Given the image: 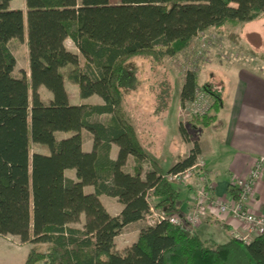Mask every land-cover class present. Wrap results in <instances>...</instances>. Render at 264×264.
<instances>
[{
  "label": "trees",
  "instance_id": "trees-1",
  "mask_svg": "<svg viewBox=\"0 0 264 264\" xmlns=\"http://www.w3.org/2000/svg\"><path fill=\"white\" fill-rule=\"evenodd\" d=\"M9 1L0 0V234L31 245L23 264H264V234L217 243L161 220L143 225L121 252L114 241L150 212V198L166 215L180 214L165 175L190 167L199 153L194 143L166 172L148 158L121 108L123 90L137 85L126 60L173 56L210 27L260 17L264 0H24L25 11L10 9ZM66 37L78 54L65 48ZM24 38L28 74L14 76L10 43ZM64 81L78 85L81 98L97 95L102 103L70 104ZM40 86L51 98L40 96ZM197 87L195 71L187 70L180 107ZM200 88L217 109V92ZM168 95L169 89L163 102ZM195 120L207 126L213 116ZM83 131L92 135L90 151L82 149ZM179 132L187 138L182 123ZM112 143L116 159L109 156ZM101 194L117 199L118 215L108 213Z\"/></svg>",
  "mask_w": 264,
  "mask_h": 264
},
{
  "label": "crops",
  "instance_id": "crops-1",
  "mask_svg": "<svg viewBox=\"0 0 264 264\" xmlns=\"http://www.w3.org/2000/svg\"><path fill=\"white\" fill-rule=\"evenodd\" d=\"M8 6L10 9L25 11L24 0H10ZM260 17L252 21L238 23L237 34L239 35L240 33L241 35L244 26L251 25ZM220 27L225 30V33L228 32L231 35L232 30L228 29L227 24ZM255 38H257V35L248 34L244 43L250 45ZM225 39L229 42V53L221 54V52H224V47L222 45L219 49L217 46L216 60L203 64L196 73L198 87L203 84H209L220 97L218 108L215 110L211 109L208 113V115L213 116V120L209 125L204 126L198 123L186 122L187 124L184 123L185 125L183 126L187 131V138L180 134V91L184 76L181 78L179 85L174 83L176 91H174L172 108L163 114L168 135L166 143L161 142L163 143L161 144L156 141V133L153 126H151L150 122L141 120L138 111V119L134 122L126 118L133 126L135 134L148 158L155 162L163 172H166L178 159H183L187 156L193 144L197 143L199 149L198 157L204 161L202 170L212 184L213 195L222 199L228 196L229 183L236 177L245 176L256 158L264 156V50L254 53H233L231 49H233L236 42H230L227 36ZM63 44L68 51L78 54L76 45L69 37L63 40ZM10 50L16 61L11 71L12 75L19 76L21 71L28 74L26 39L12 41ZM19 50H21L25 59L22 66L19 65L17 60V52ZM64 88L70 104L102 103V99L97 95L81 98L78 85L76 84L64 81ZM38 92L43 99L51 98V93L44 86H40ZM43 92L46 93V97L42 95ZM150 106L151 102L149 101V108L144 111V116L151 113ZM135 108L136 110L144 109L141 101L137 102ZM82 136V149L90 151L93 144L92 135L87 131H83ZM42 153H47L46 149ZM117 153L118 146L112 143L109 152L110 158L116 159ZM127 165L130 167L133 165L132 157L128 158ZM67 171L71 172L73 177L67 176ZM65 175L76 180L73 169L66 170ZM194 179L191 178L180 184H172L178 192L177 206L180 213L178 214L179 216L184 217L192 212L193 205L190 197ZM84 190L92 192L93 187L85 186ZM99 198L110 215L115 216L120 213L122 207L115 197L101 194ZM247 205L254 214L264 216V166L261 177L256 183ZM110 206H113L112 210ZM143 225H145L144 218L126 225L122 230L127 227H136L134 242L139 229ZM191 230L196 232L203 240L225 243L229 238L238 237L245 233L246 225L229 214L220 213L215 209H206V213L201 216L200 221ZM2 236L5 235L0 234V240ZM2 246L0 243V259H3L4 256L6 258L12 257ZM27 254L28 250L25 253L22 252L23 257L21 259H24V257L26 259ZM21 259L18 261L19 264H23L25 261V259Z\"/></svg>",
  "mask_w": 264,
  "mask_h": 264
},
{
  "label": "rangeland",
  "instance_id": "rangeland-1",
  "mask_svg": "<svg viewBox=\"0 0 264 264\" xmlns=\"http://www.w3.org/2000/svg\"><path fill=\"white\" fill-rule=\"evenodd\" d=\"M225 24H227L229 30H232V36L228 32L225 33V30H222L221 27H213L200 32L188 46L173 56H166L164 58H159V60L152 55L145 54L128 58L125 66L129 72L137 77V85L132 90H123L124 98L121 108L125 114V118L133 120L134 122L138 119L137 113L139 112L141 120L150 122L151 126H153L154 132L156 133V141L166 143L168 135L163 114L172 108L175 95L174 91H176L174 83L179 85L181 78L185 75L187 70L192 69L197 73L203 64L215 61L218 53L217 46L220 49L223 45L224 52H221V54L226 52L229 53V42L225 39L226 36L229 38L230 42H236L233 49H231L233 53H254L264 50V14L251 25L244 26L241 35L240 33L239 35L237 34L238 23L226 22ZM248 34L257 35V38H255L250 45L244 43ZM17 60L19 65L22 66L24 64L25 59L21 50L17 52ZM168 89L169 95L163 102L162 99L165 97L166 90ZM42 95L46 97L45 92H43ZM139 101H141L144 107V109H140L141 111L135 108ZM149 101L151 102V113L144 116V111H147V108H149ZM180 110L179 118L182 125H185L184 123L186 122L195 123L197 121L195 120V116L182 115ZM65 135H67V133L57 134L58 137ZM34 149L40 152L45 151L44 148L37 145ZM129 167L130 166L127 165L128 169ZM144 168H147V164L144 165ZM66 175L73 177L72 173L69 171L66 172ZM150 203L155 211L163 212L161 209L154 207V200L152 198H150ZM110 208L112 210L113 206H110ZM152 217L154 219V216ZM82 222L83 220H81L80 223L72 224V226L80 227ZM135 230L136 227L134 226L121 230L115 238V249L121 252L128 247L135 239ZM0 243L3 245L2 247L12 255V257L8 258L4 256L3 259H0V264H19L18 261L23 257L22 252L25 253L26 250L29 252L31 247L29 243H22L17 236L11 235L2 236Z\"/></svg>",
  "mask_w": 264,
  "mask_h": 264
},
{
  "label": "built area",
  "instance_id": "built-area-1",
  "mask_svg": "<svg viewBox=\"0 0 264 264\" xmlns=\"http://www.w3.org/2000/svg\"><path fill=\"white\" fill-rule=\"evenodd\" d=\"M209 94L197 87L194 98L186 102L180 111L182 115L203 116L210 112L212 100ZM204 161L196 157L195 162L182 171L165 175L167 182L180 184L191 178L192 183L191 203L192 212L182 217L178 214L166 215L164 212L155 211L152 207L145 215V224L151 225L161 220H166L173 225H182L191 229L196 225L206 209H215L220 213H226L246 225L245 233L238 236L244 243L249 242L254 236L264 234V216L254 214L248 208V199L254 191L256 183L261 177L264 156H259L245 176L234 178L228 185V196L225 199L213 195L212 184L202 170ZM154 216V219L153 217Z\"/></svg>",
  "mask_w": 264,
  "mask_h": 264
}]
</instances>
